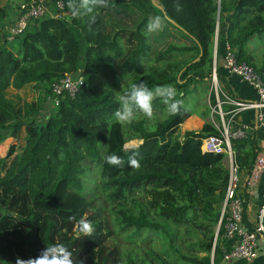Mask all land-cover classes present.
I'll list each match as a JSON object with an SVG mask.
<instances>
[{
    "label": "trees",
    "instance_id": "obj_1",
    "mask_svg": "<svg viewBox=\"0 0 264 264\" xmlns=\"http://www.w3.org/2000/svg\"><path fill=\"white\" fill-rule=\"evenodd\" d=\"M109 4L75 13L63 0V15L35 18L10 39L2 28L6 8L0 6V143L14 140L0 155V264L36 257L54 242L65 244L76 264H246L223 262L229 249L220 218L227 167L223 153L200 147V139L215 132L211 123L180 134L184 106L170 115L159 99L152 119L141 113L122 125L113 114L132 83L171 84L183 100L189 84L210 78L224 15L226 48L264 85V52L255 60L247 48L249 37L264 38V0ZM156 15L165 26L151 33L146 26ZM64 74L81 77V84L72 96H58L53 113L37 122L43 99ZM215 74L220 88L241 100L229 92L220 70ZM30 84L38 85L41 100L15 103L5 95L7 88ZM208 99L213 103L212 88ZM21 126L24 144L14 152ZM131 139L137 142L125 145ZM231 148L237 168L248 172L262 149L257 129L232 139ZM112 154L123 162L107 163ZM87 159L99 175L89 190ZM73 216L91 221V236L75 230ZM112 231L123 233L126 243L111 242Z\"/></svg>",
    "mask_w": 264,
    "mask_h": 264
},
{
    "label": "built area",
    "instance_id": "obj_2",
    "mask_svg": "<svg viewBox=\"0 0 264 264\" xmlns=\"http://www.w3.org/2000/svg\"><path fill=\"white\" fill-rule=\"evenodd\" d=\"M62 8L63 0H25L20 2L13 21L3 24L2 28L6 31V37L10 39L35 18L45 14L63 15ZM221 68L225 72L236 74L240 80L248 83L254 89L255 98L245 101L233 99L227 95L218 84L215 74L217 68L213 61L210 79L214 101L209 108L213 118L210 123L215 132L201 138L200 147L204 150L223 153V160L227 167V180L221 201L220 218L224 219V237L233 238L234 243L224 254L223 262L236 259L248 261L255 255L258 235L264 237V189L260 193V202L255 211L254 222L252 226L245 227L242 219L243 199L237 194V188L243 177L248 184H251L258 179L261 173H264V151L257 153L248 172L240 171L233 159L231 140L245 137L257 126L264 132V85L257 72L246 63L237 62L234 54L227 48L222 56ZM81 82L82 79L79 76L71 77L69 74H64L51 85V95H46L45 100L56 105L58 96L63 93L72 96ZM223 105L226 107L223 108ZM245 109L254 110L253 123L238 121L237 115Z\"/></svg>",
    "mask_w": 264,
    "mask_h": 264
},
{
    "label": "clouds",
    "instance_id": "obj_3",
    "mask_svg": "<svg viewBox=\"0 0 264 264\" xmlns=\"http://www.w3.org/2000/svg\"><path fill=\"white\" fill-rule=\"evenodd\" d=\"M69 7L75 13L81 10L91 11L92 8H108L109 0H68ZM177 11L180 10L179 4L176 5ZM165 21L162 16L156 15L149 18L147 30L151 33H158L163 30ZM215 55V49L213 50ZM215 62V60H213ZM216 65V63H215ZM217 68V66H216ZM222 69V68H221ZM218 70V68L216 69ZM177 89L171 85H161L155 88H149L144 81L135 82L118 96L119 107L114 112L115 121L122 125L132 124L136 121L138 114H143L146 118L154 117V100L165 105L170 115H177L183 106V100L177 98ZM46 97V96H45ZM45 99V98H44ZM107 163L121 164L123 161L115 154L105 157ZM129 160L135 167H139V161L134 156ZM75 221V230L85 237H89L94 232V227L87 218L81 217L77 220L75 216L69 218ZM16 264H76L72 252L69 248L60 242H54L43 248L36 257L28 259L17 258ZM81 264L83 262L81 261Z\"/></svg>",
    "mask_w": 264,
    "mask_h": 264
},
{
    "label": "rangeland",
    "instance_id": "obj_4",
    "mask_svg": "<svg viewBox=\"0 0 264 264\" xmlns=\"http://www.w3.org/2000/svg\"><path fill=\"white\" fill-rule=\"evenodd\" d=\"M6 4V6L11 7L13 0H0V2H3ZM5 7V6H4ZM17 7V6H16ZM17 9V8H16ZM15 17V16H14ZM14 19V18H13ZM10 20L8 23H10ZM127 35H123L122 40L124 42L129 43L131 46L134 45V43L130 40H127ZM264 38L258 37V36H251L247 40V48L254 53V59H259V55L264 52ZM217 65V62H216ZM26 85L24 89H12L7 88V91L5 95L11 99L15 103H20L22 100H31V99H39L41 100L40 92H37V95H35V91L33 87H27ZM211 88V79L205 78L200 81H193L191 84L187 86L185 89V94L183 95V120L178 125V131L181 132L184 128H188L190 130L196 129L199 127L201 122H212L213 118L210 114V100L208 99L209 96V90ZM232 93V92H231ZM36 96V97H35ZM52 103L49 101L43 99V103H41V109L34 116L36 118L37 122H41L44 120L46 116L53 113L55 107ZM214 115V114H213ZM24 134L25 129L21 126L18 137L15 139L16 147L14 152H19L22 145L24 144ZM14 142V140L11 137L6 138L4 141L0 143V155L3 156L10 143ZM137 142V139H131L125 143V145H131ZM11 156L8 157L10 159ZM10 162V161H9ZM9 165V164H8ZM86 166L87 170L85 173L84 183L86 185V190H89L90 188L94 187V184H96L99 180V175L96 171V166L93 160H86ZM107 217V215H106ZM122 236H124L123 233H115V231H112L111 235L108 237L111 242L115 243L118 246H122L126 242L123 240ZM140 238H138L139 240Z\"/></svg>",
    "mask_w": 264,
    "mask_h": 264
},
{
    "label": "crops",
    "instance_id": "obj_5",
    "mask_svg": "<svg viewBox=\"0 0 264 264\" xmlns=\"http://www.w3.org/2000/svg\"><path fill=\"white\" fill-rule=\"evenodd\" d=\"M22 2L21 0H13L12 4L6 6L3 2H0V6H5L6 8V16L3 19V24H7L10 20H12L15 16L16 5L18 6ZM227 17L228 15H224L223 18L220 20L219 27H218V34L220 37H217V68L220 70V73L224 76L225 82L228 86L229 92H232L234 96L241 100L249 101L255 98L254 89L246 82L240 80V78L234 73H228L221 69V62L222 56L226 50V43L224 39V32L227 25ZM216 40V39H215ZM27 87H33L35 91V95L37 92H40L38 85L30 84ZM21 89H24L21 88ZM36 97V96H35ZM35 100V98H34ZM238 121L241 123H253L254 122V110L253 109H245L240 111L237 115ZM203 122L200 123V125ZM199 125V127H200ZM198 127V128H199ZM193 129V130H197ZM188 128H184L180 134ZM258 133V145L263 149L260 152L264 151V132L260 127H256ZM264 189V173H261L256 181L251 184H248L246 179L243 177L241 180V184L237 188V194L243 199L244 201V226L249 227L252 226L255 218V211L257 208L258 203L260 202V193ZM225 244L228 248L234 243V239L227 237L225 238ZM264 237L258 235L256 240V249L255 255L252 259L246 261V264H264Z\"/></svg>",
    "mask_w": 264,
    "mask_h": 264
}]
</instances>
